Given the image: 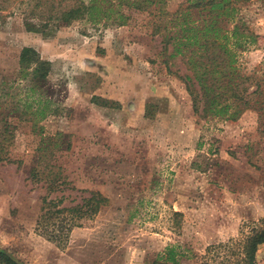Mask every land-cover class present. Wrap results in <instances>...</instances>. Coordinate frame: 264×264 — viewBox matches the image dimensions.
Segmentation results:
<instances>
[{
  "label": "rangeland",
  "instance_id": "obj_1",
  "mask_svg": "<svg viewBox=\"0 0 264 264\" xmlns=\"http://www.w3.org/2000/svg\"><path fill=\"white\" fill-rule=\"evenodd\" d=\"M185 1L170 0L167 10ZM125 13V26L81 22L43 34L4 12L2 106L26 98L19 57L29 47L50 64L39 92L56 110L36 122L9 119L23 163L0 164V250L21 264H153L176 243L199 258L237 236L242 221L264 218V112L232 102L234 120L196 114L180 79L192 76L185 61L169 58L172 48L166 52L153 35V16ZM240 14L264 36V0L244 4ZM235 60L236 72L251 78L245 84L259 82L264 92V45L238 48ZM256 100L264 106V94ZM35 168L62 185L49 194L47 183L30 177ZM82 191L110 200L91 228L75 229L62 248L36 232L44 197L72 206ZM173 212L183 214L178 229Z\"/></svg>",
  "mask_w": 264,
  "mask_h": 264
},
{
  "label": "trees",
  "instance_id": "obj_2",
  "mask_svg": "<svg viewBox=\"0 0 264 264\" xmlns=\"http://www.w3.org/2000/svg\"><path fill=\"white\" fill-rule=\"evenodd\" d=\"M251 1L186 0L172 13L167 10L170 0H0V27L5 11L10 16L20 14L29 31L43 34L65 30L81 22H90L94 26H125L129 20L125 9L148 12L154 18L153 35L162 36L166 52L172 48L169 58L182 57L192 73V76L185 75L180 79L186 84L195 113L234 120L235 115L229 114L232 102L246 111L258 109L264 112V106H256L260 100L254 101L255 96L259 99L263 96L262 85L259 82L246 85L251 78L238 74L234 65L238 48L264 45V36L254 33L249 21L240 14L242 6L246 4L247 9ZM164 63L168 65L169 60ZM19 65V81L24 83L26 98L18 99L10 107L2 106L3 96L0 98V164L23 163V158L14 153L15 127L9 119L17 117L18 120L36 122L38 118L56 112L52 100L39 92L50 72V64L42 60L35 49L26 47L20 53ZM168 69L171 72L169 66ZM5 86L6 83L0 81V89ZM253 86L256 88L250 92ZM43 175L46 174L35 168L30 177L37 183H47L49 194L62 185L54 173ZM82 192L86 195L72 206H65V198L50 199L49 194L44 197L36 232L62 248L68 244L75 229L91 228L110 200L99 192ZM173 215L174 228L178 229L183 214L173 212ZM262 246L264 218L242 221L237 236L209 245L199 258L181 244H169L153 264H181L182 260L191 259H199L200 264H257ZM0 264L21 263L0 250Z\"/></svg>",
  "mask_w": 264,
  "mask_h": 264
}]
</instances>
